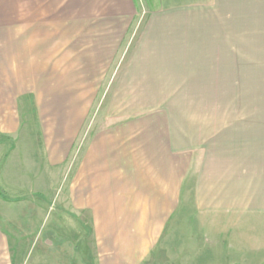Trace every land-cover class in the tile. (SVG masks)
<instances>
[{
	"label": "crops",
	"instance_id": "1",
	"mask_svg": "<svg viewBox=\"0 0 264 264\" xmlns=\"http://www.w3.org/2000/svg\"><path fill=\"white\" fill-rule=\"evenodd\" d=\"M128 1L116 0L124 33ZM62 9L0 0L1 72L51 48ZM110 99L113 123L88 137L69 187L91 264H145L157 249L182 250V264H264V0L151 11ZM9 226L0 216V264H13Z\"/></svg>",
	"mask_w": 264,
	"mask_h": 264
},
{
	"label": "rangeland",
	"instance_id": "2",
	"mask_svg": "<svg viewBox=\"0 0 264 264\" xmlns=\"http://www.w3.org/2000/svg\"><path fill=\"white\" fill-rule=\"evenodd\" d=\"M169 1L129 0L133 18L124 33L116 0H63V33L57 41L50 36L51 48L33 50L31 66L0 69V201L8 203L0 216L10 221L13 264H91L86 240L76 243L71 233V175L88 137L113 123L110 97L149 13ZM40 40L37 46H44ZM73 126L78 134L71 149ZM59 250L63 259L56 258ZM183 254L157 249L145 264H182Z\"/></svg>",
	"mask_w": 264,
	"mask_h": 264
},
{
	"label": "trees",
	"instance_id": "3",
	"mask_svg": "<svg viewBox=\"0 0 264 264\" xmlns=\"http://www.w3.org/2000/svg\"><path fill=\"white\" fill-rule=\"evenodd\" d=\"M1 194H5L4 190L2 188H0V195Z\"/></svg>",
	"mask_w": 264,
	"mask_h": 264
}]
</instances>
